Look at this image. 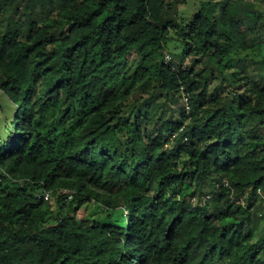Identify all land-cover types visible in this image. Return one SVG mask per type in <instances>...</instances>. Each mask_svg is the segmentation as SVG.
Instances as JSON below:
<instances>
[{"label": "trees", "instance_id": "1", "mask_svg": "<svg viewBox=\"0 0 264 264\" xmlns=\"http://www.w3.org/2000/svg\"><path fill=\"white\" fill-rule=\"evenodd\" d=\"M0 88V264H264V0H0Z\"/></svg>", "mask_w": 264, "mask_h": 264}, {"label": "rangeland", "instance_id": "2", "mask_svg": "<svg viewBox=\"0 0 264 264\" xmlns=\"http://www.w3.org/2000/svg\"><path fill=\"white\" fill-rule=\"evenodd\" d=\"M188 7L189 6H187L186 8H188ZM171 51H173L176 54H181L182 48L174 45L171 48ZM1 103L4 106H8V107L11 105L10 100L6 96H0V104ZM260 197H262V196L260 195ZM51 198H54V196L51 195ZM263 208H264V202H263ZM104 214H106V212H104L103 210H100V208H98V206L95 202H89V203L85 204L83 207H81V209L79 210L78 221L80 223H84V224L85 223L86 224L99 223L100 221L103 220Z\"/></svg>", "mask_w": 264, "mask_h": 264}, {"label": "built area", "instance_id": "3", "mask_svg": "<svg viewBox=\"0 0 264 264\" xmlns=\"http://www.w3.org/2000/svg\"><path fill=\"white\" fill-rule=\"evenodd\" d=\"M166 59H167V61H170V60H172V56H171V54L170 53H166ZM2 90H1V88H0V92H1ZM226 185H228V183L226 182L225 183ZM68 193H70L69 194V198H72V195H73V191H70V192H68ZM263 190L261 189V188H259L258 189V194H260V195H263ZM51 192H45L44 193V199L45 200H49L50 198H51Z\"/></svg>", "mask_w": 264, "mask_h": 264}]
</instances>
